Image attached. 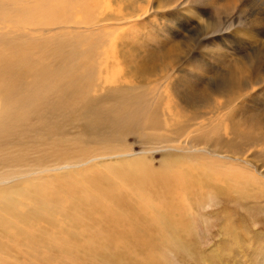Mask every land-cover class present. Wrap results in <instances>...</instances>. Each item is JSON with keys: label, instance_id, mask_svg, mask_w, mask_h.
Masks as SVG:
<instances>
[{"label": "bare ground", "instance_id": "1", "mask_svg": "<svg viewBox=\"0 0 264 264\" xmlns=\"http://www.w3.org/2000/svg\"><path fill=\"white\" fill-rule=\"evenodd\" d=\"M64 1L0 0V26L11 23L18 29L9 31L10 38L0 35V264H132L125 262L132 260L127 257L137 241L155 232L153 223L166 219L167 209L180 206L175 194L192 192L206 180L189 166L174 171L177 161L187 160L182 156L156 171L147 153H133L121 141L187 138L181 143L185 148L175 150L195 153L189 160L197 163L204 159L197 153L210 156L216 150L203 144L206 136L198 133L202 126L196 119L173 128L180 114L174 98H185L184 107H196L207 96L201 103L208 104V114L219 125L228 124L234 133L240 126L264 130V112L243 113L249 94L264 78L255 77V71L242 77L232 73L219 86L212 78L200 85L199 78L183 70L177 78L172 58L179 60L178 54L166 50L158 55L164 64L160 71L152 63L154 51L133 44L132 37L143 39L125 34L123 27L142 10L136 3L67 0L63 6ZM142 1L149 11L174 18L200 0ZM203 1L219 16L214 36L230 31L238 17L249 32L264 35V0ZM66 9L72 14L61 15ZM128 54L136 59L132 64ZM115 66L124 67L117 71L122 74L107 77ZM218 92L224 104L214 100ZM146 94L151 98L143 101ZM238 113L243 116L236 120ZM261 136L244 135L242 148L230 149L264 145ZM118 158L123 161L105 166L108 173L77 172L89 163ZM207 160L202 168L211 164ZM52 173L60 175L35 179Z\"/></svg>", "mask_w": 264, "mask_h": 264}, {"label": "rangeland", "instance_id": "2", "mask_svg": "<svg viewBox=\"0 0 264 264\" xmlns=\"http://www.w3.org/2000/svg\"><path fill=\"white\" fill-rule=\"evenodd\" d=\"M99 1L92 3H99ZM129 1L136 3L142 10L139 9L141 11L140 17L137 16V19L135 18L123 27L125 34L136 35L143 39V41L138 42L135 37H132L133 44L137 42L139 45L136 46L142 47V51L150 48L156 57L158 55L161 57V54H164L166 50L172 51V54L174 52L178 54L179 60H175L176 56L173 57L174 59L172 58V61H176L174 64L175 77L178 78V75H183L181 73L183 70L186 75L192 74L195 80L199 78L197 83L200 85H204V79H214L216 82L214 86L226 83L224 78L229 80L232 79L233 75L237 77L248 76L254 71L257 75L254 74L253 77L256 75L255 77L264 78V35L249 32V28L244 27L245 23L239 17L234 19V24H231L233 28L231 25L229 26L232 28L230 31L214 36L213 32L221 26L218 23L219 16L216 15L215 11L205 9L203 0L186 7L187 10L184 7V12L174 18H170L167 15L169 13L149 11V4L147 5L142 0ZM163 3L164 0L156 1V4ZM61 5L68 6L69 3L65 0ZM119 7L113 6L112 8L116 12ZM209 12H212V15ZM69 14L72 12L67 11V9L61 13L63 16ZM1 26L0 35L7 33L9 38L10 30L18 31L15 26L11 27L13 26L11 23ZM214 28L216 30L212 31ZM160 57L155 58L152 63L159 65L158 68L161 71L164 64ZM135 60L133 54H128L129 63L132 64V61ZM120 69L122 70L124 67L115 66L113 71L108 72L106 76L115 75L117 78L122 74V72L117 73ZM186 79L188 78L186 77ZM189 79L191 80V78ZM249 96L250 100L245 103L246 106L243 109L244 115L248 113L259 115L260 112H264V84L257 87L255 92ZM148 97L151 98V95L146 94L142 100L146 101L145 98ZM206 97L197 101L198 104L195 105L197 108L184 107L185 102H182L186 101L185 98H182L183 101H181L180 98L173 97L175 107L176 105L180 106L178 107L180 125H175L173 128L181 126L182 129L183 122L188 123L189 118L196 119V123L198 122L202 126L198 133L204 132L206 136L204 143H200L209 144L212 150H216L213 152L237 157L236 159L239 160H228V162L226 159L215 156L216 153L215 155L212 153L210 156L197 153L196 155L201 158L207 157V161L211 163L206 169L202 168L204 159H199L197 163L190 161L195 153L184 152V154L177 151L185 148L181 143H186L183 141H186L187 138H180L183 139L182 142L158 140L157 143L153 142L154 140L143 141L135 137H128L127 141L122 140L121 143H125L123 147L132 150L133 153H147L146 157L151 161L156 171L161 170L165 161H174L173 157L177 159L178 156H182L187 160L177 161V165H173V168L177 167L174 171L179 172L178 169L189 166L190 171L200 175L201 180H206V182L198 183L199 185L197 184L192 192L175 194L174 199L179 200L180 206L174 211L167 209L169 216L162 221L153 223L152 228L155 232L137 241V246H134V250L132 253L129 252L127 257L132 260L125 263L264 264V166L260 158L261 153H264V145H261L263 142L258 139L259 141L256 140L255 143L260 142V144L256 147L236 151L230 149V146L235 149L239 148L246 141V139H242L244 135L261 136L264 130L240 126L239 130L234 133L228 124L219 125L218 121L213 118L215 116L212 117L208 114V104L201 103L205 101L204 98ZM213 98L217 103L224 104L226 102L224 94L220 92L213 94ZM199 107H201L200 110ZM242 116L243 114H236V120ZM218 117L220 118V116ZM168 127L170 129V124ZM239 151L241 152L239 153ZM95 154L98 155L97 152ZM255 154H258L257 158ZM117 161L123 160L118 158L112 161L89 163L77 172L84 170L89 174H92V171L93 173H108L104 169L105 166ZM210 173L212 175L209 176L210 178L208 177L209 179L204 177ZM59 175L60 173L45 174L35 176V179L40 177L42 180H46L51 176ZM257 178H260L261 183L258 185L251 183ZM248 180H250L249 184Z\"/></svg>", "mask_w": 264, "mask_h": 264}]
</instances>
